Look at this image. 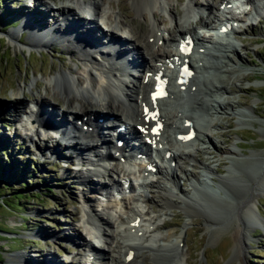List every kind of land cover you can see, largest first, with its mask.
<instances>
[{
  "label": "rangeland",
  "instance_id": "1",
  "mask_svg": "<svg viewBox=\"0 0 264 264\" xmlns=\"http://www.w3.org/2000/svg\"><path fill=\"white\" fill-rule=\"evenodd\" d=\"M42 1L45 5L42 3L39 7L44 8L45 13L50 12V18H55V15H57L56 18L60 17L61 13L57 11L60 5L71 6L64 14L66 15L64 18L69 19L63 20L61 16V23L52 20L53 30L51 31L50 28L52 24H48L49 29L45 31L46 29L42 30L39 19L36 18L35 13L32 14L24 0H0V151L6 152L5 155L0 156L3 158L1 160L7 159L6 156L10 157L13 164L26 160L28 165L24 166V175L27 177L28 172L34 173L28 180L29 187H33V190L28 189L22 192L30 194V198L26 195L23 209L11 214L0 212V220L2 219V223L9 231H0V264H39L40 262L44 264L49 262V259V263L53 262V264L55 261L66 264L68 260L72 264L78 263L79 258L74 254L77 251L75 248H81L76 245L80 240L77 235L80 232L82 236L88 238L87 228L78 225V219L85 216L82 205L85 202L84 204L92 206L93 209L100 205V201H96V195H93L95 192L92 191L93 188L78 177V175L90 174L86 160L80 161L83 164L81 171L80 164L71 161L66 155L68 150L64 149V153L52 139L31 141L29 137H25L26 127L21 120L22 117H16L17 112L26 114L31 102L36 99L46 101L40 104L42 105L40 110L44 105H51L50 103H67L59 90L55 88L54 82L53 86H50V77L55 73L62 70L71 73L74 78L81 79L85 76L82 67L86 61L79 63V60L83 58L80 53L84 54V52L82 48H79V42L74 41L72 29L69 28V25L81 24L78 21V9L74 3L76 1ZM48 1L49 3H46ZM96 1L99 5L101 2L108 3L113 12L122 14L125 23L130 21L127 24L141 29L142 39L148 44L150 42L146 34L152 22L160 24L163 30L165 27L173 30L175 19H172L171 14L174 12H170L169 6H175L174 9L180 12V16L185 13L181 20H186L188 24H192L195 19L191 6H188L191 0H155L153 2L156 8L153 7L152 13L144 11L140 13L141 16L133 10L132 0ZM194 1L199 8L207 3L205 0ZM217 1L208 0V3L213 5ZM51 5L56 7L52 9ZM24 21H27L28 28L26 26L21 28ZM49 21L50 19L47 18L45 22L49 23ZM251 21L252 26H246L244 31L231 34L232 43L236 47L234 52H228L229 57L221 59V64L225 65L222 70L208 69L203 73L204 82L215 80L216 85L226 90L222 94L218 91L213 95L216 101L221 102L224 109H219L220 111L216 114L213 111L214 113L209 117L215 122L212 131L208 130L210 142L205 140L197 142L202 150L198 157L209 162L213 167V174L207 173L209 177H203L211 187L199 188L198 195L203 198V201H206L204 198L213 200L214 203L209 205L206 211L215 219L212 223L206 222L203 217L206 214L204 209L201 210L202 213L200 211L188 216L183 208L178 206L169 208L166 215H160L161 212H158L159 217L155 218L156 222L162 223L158 233L166 232L167 228L177 233L184 231L185 244L182 250L186 252L187 261L184 257L186 263L183 262V264H264V228L257 225L250 226L247 237L243 240L242 249L237 254L238 257L235 255L238 248L235 230L238 226L243 227V224L238 222L242 215L238 210L241 206L240 202L245 197H250V207L256 212L259 211L260 216L264 218V8L263 13ZM62 24L66 30H63ZM60 28L61 33L57 34L56 30ZM16 29L19 31H14ZM90 31L93 32V30ZM40 34L41 37L38 40ZM43 34H45L44 37ZM48 38L51 40L49 44L37 43ZM65 46L70 47L72 51H67L68 47ZM162 48H169V44ZM140 55L142 56L141 53ZM94 56L97 58V55ZM88 68L94 74L92 67ZM226 68L227 70L224 71ZM20 86L23 90L21 100L17 103L11 93ZM75 99L71 100L75 101ZM76 102L77 99L71 103V108L75 107ZM45 111L48 110L45 109ZM50 115L53 116L52 113ZM9 117H15L16 121L8 119ZM66 117V115L63 116V120ZM201 125H206L205 119L202 120ZM226 147L233 148L237 154L220 157L218 149ZM70 162L72 164H69ZM228 169L232 170V177L226 183L227 188H222L223 190L220 191L216 189L212 181L218 180L221 175H228ZM4 173L8 176V171ZM184 177L182 175L179 180L182 186L180 190L188 191L186 193L188 196L192 195L195 187H188ZM90 178L96 179L97 176L90 175ZM22 181L21 179L11 182L14 185L13 188L19 187ZM96 183L99 186L100 183ZM123 185L125 186V183ZM45 188L53 189L54 192L46 193L43 191ZM40 191L44 193L42 199L34 200L32 192ZM190 204L193 205V203ZM106 209L105 211L110 214ZM92 211L93 213H87L86 216L101 213L107 215L104 210ZM245 214L246 212H243V216ZM85 224L88 225L86 221ZM82 258H85L84 255ZM147 262L150 263V259Z\"/></svg>",
  "mask_w": 264,
  "mask_h": 264
},
{
  "label": "bare ground",
  "instance_id": "2",
  "mask_svg": "<svg viewBox=\"0 0 264 264\" xmlns=\"http://www.w3.org/2000/svg\"><path fill=\"white\" fill-rule=\"evenodd\" d=\"M69 1H71V0H69ZM75 1H76V2H74L75 7L79 8L80 10L84 9V12L87 13L86 3L83 0H75ZM153 1H155V0H132L131 5L133 7V10H135V13H141L144 11H147V12L150 11V13H152L153 7H155V2H153ZM205 1H207V3H206L207 9L209 11H212V9L214 7L210 3H208V0H205ZM248 1L250 3L253 2L252 0H248ZM30 2H31V4L37 2L38 7L42 6V2L40 0H36V1L30 0ZM91 3L94 4L96 9L98 8V6H99L98 1L91 0ZM190 3L191 4H189L188 6H191L190 7V8H192L191 12H195V8H198L199 5L196 4V1H194V0H191ZM158 5H160V4H158ZM165 5H166V3H165ZM60 6L61 7H59V9H57V11H59V13H61L60 17H58V18H56V17L50 18V12H48V13H45V11L42 12L41 18L39 19V23L43 27L42 30L46 29L45 31H47L49 29L48 28L49 26H47V25L48 24L51 25L53 23L52 20L53 21L57 20V22L59 21V23H61V21H60L61 16L63 17V20L69 19L67 17L64 18V16H66L64 14L66 12H68V8L71 6H67V5H60ZM125 6H127V5H125ZM174 7L175 6H172V7L169 6V8H168L171 13L174 12L171 15L173 17L172 19H175V26L173 27V30L167 32L168 36H170V41H174L176 36L178 37L179 35H185L188 32L189 27L191 26L190 23L188 24L186 20H184V21H183V19L181 20V17H184L186 14L183 13V16H180V12L178 13L177 10L174 9ZM229 9H231V7L227 6V10H229ZM244 9H245V7L244 8L238 7L239 13H243ZM187 10H188V8H187ZM49 11H50V9H49ZM129 12H130V10H129ZM102 13H105L104 9H103ZM102 17H103V20L105 21V24L107 26L113 27V29L116 27L125 26V24H124L125 22L122 21L123 19L119 20L118 15L116 16L115 20L114 19L113 20L108 19L106 17V15H104V14H102ZM47 18L50 19L49 23L45 22ZM165 18H167V17H165ZM151 19H152V17H151ZM235 19H236L235 17L231 18V20H235ZM78 21H80L81 24L77 23L76 25H73V26L69 25V28L72 29L74 41L79 42L78 43L79 48H82V51L84 52V54L83 53H80V54L83 56L82 59L87 61V63L84 62L85 64L82 67L84 69L83 72H85V74H84L85 76H82L81 79H79V77L74 78L71 75V73L64 72L61 70V71L55 73V75H53L52 77H50V80H49L50 86H53V82H54L55 88L57 90H59L63 99H65L67 101V103H65V102L62 103V104H64V103L67 104L68 106H66V107H69L72 102L76 101V99L78 101V103L76 102L78 105H75L76 106L75 109L77 108V110H80V111L82 110L83 112L87 111V109H86L87 106L91 105L94 107L96 105L99 106L100 104L101 105L107 104L111 107H114L116 110H118L119 116H121L122 120L125 119L127 121H133V120L140 121L141 118L143 117L141 105L143 104V102H145L147 100L148 91L150 90L151 78L147 77L148 75H146V77L139 80L137 84L132 82V85H130V88H129L130 94L129 95L123 94L122 82L126 80L124 77V74L126 72L125 68H123V67L118 68L117 66H115V64H112L111 60L108 59V56L110 55V53H108V51L106 50L107 46L101 40L102 38H99L101 36L96 35L97 32L100 31V29L97 26V23H93L95 21H89V23H90V24H88V30L89 31H87V30H84V27L87 25H82V24H85V22L82 20V18L79 17ZM159 21H160V19H159ZM26 22L27 21H24V23L21 25V28H23L24 26H26V28H28V26L26 25ZM128 22L130 23V21H128ZM127 23H126V25L131 28L129 30L133 33V43L135 45V51H137V53L134 52L135 54L133 56V59L136 57L137 63H141V65L143 64L142 66H144V65L148 66L149 63L155 62L156 66L161 68L164 64L160 61V58L165 59V58H168L167 57L168 55H171V56L178 55L177 53H179V51L175 47H174L175 53L174 52L168 53L166 51L160 50V48L156 45V43L159 40L164 39V37L162 38L161 32L159 31L160 29L157 28L159 25L157 22H155V21L152 22L150 24V27H149L150 29H148L149 30L148 33L147 34L145 33L146 36L148 37V39H151L149 44H148V42H145L144 40H142L143 35L140 32L141 29H138L135 26L132 27V26H130V24H127ZM132 23L134 24L133 21H132ZM137 23H138V21H137ZM53 24L50 26L51 31L53 30V28H52ZM122 24H124V25H122ZM167 25L169 26V24H167ZM170 26H171V24H170ZM62 27L64 28L63 30H66V28L64 27L63 24H62ZM61 28L56 30L57 34L61 33ZM98 29H99V31H98ZM17 30L19 31V29H16L14 31H17ZM90 30H93V32H91ZM92 33H94L96 35L95 38H93L94 36L92 35ZM189 33H191V31ZM145 34H144V36H145ZM44 36H45V34H43V37ZM40 37H41V34H40L38 40H40ZM173 37H174V39H173ZM50 41L51 40L48 38L47 40L43 39L41 41H38L37 43L49 44ZM88 41L90 43L87 44ZM92 42H93V44L97 43L96 47H97V49L100 50L99 54H97V58H94L95 54H93L97 49H95L93 51V50H89L87 48V46L91 45ZM143 42H144V44H143ZM165 42H166V39H165ZM208 43H211L212 45H214V42H212V41H209ZM202 44H203V42L199 41V42H197L196 45L197 46L201 45V47H205V48L210 47L208 45H202ZM224 44L222 45V47H224V48L233 46L229 42H224ZM65 47H68V46H65ZM68 50H71V48L68 47L67 51ZM205 50H206V52H202L203 54L200 53V51H196V52H198L200 55H204L203 57H205V58L201 59L202 62H204V64L210 63V66H207V67L205 65L201 66L200 71L198 72V76H196L194 79H192V81L188 85V87L190 89H193L194 86L195 87L198 86L197 90L200 93L206 92V90L208 88L207 84H203L204 83V74H203V70H201L202 67H205V72H207L208 69H212L214 71L219 70V69L222 70V68L225 66V65H222L220 62L221 59L224 58L221 48H219V50L222 52L220 56L219 55H217V56L211 55L210 52H208L210 49H208V50L205 49ZM227 50H230V49L228 48ZM103 51L108 53V56H104ZM140 53L142 54V56L140 55ZM208 56H213L212 58L214 61L213 62L208 61ZM191 58H192V55L189 56L190 60H191ZM173 62H175V61H173ZM80 63H83V61H81ZM108 64L111 67H109ZM125 65H127V64H125ZM136 65H139V64H136ZM153 65H154V63H153ZM88 67H90V68L92 67V69H94V74L91 71H85ZM116 69H119L121 72L116 71ZM225 70H227V68L224 69V71ZM170 71L172 73L178 72L175 69H172ZM80 80H82L81 83H80ZM211 83H212L211 85L213 88H215L217 91H220V94H222L223 92H226V90H224V88H222V87L220 88L218 85L214 84L213 82H211ZM202 85L204 86V88L202 87ZM183 87L186 88V86H183ZM22 88L23 87L20 86L17 90H15L11 93L14 96L15 101L17 103H19L21 100L20 96L22 94V90H23ZM185 88L182 89V88H180L179 85L176 87L175 85H173V83L171 81L169 82V89H171L170 94H169L168 98L163 100V102L161 103V105H162L161 117L163 118V120L165 122V127L169 128V129L179 128V125H181V124L184 125V122L186 119L189 120L190 118H198L197 117L198 112L201 109V107L199 105L200 102L207 101L206 94H202L201 96L199 94V97L197 94L192 95L191 98H192V101L194 103L191 104L192 106H191V109H189L190 110L189 113L186 114L184 111H182L181 112L182 115L179 117L180 120L179 121L176 120L177 124L173 125V123L170 122L169 120L171 118L177 117V115L179 114V111H180V107H181L179 105L178 106H174V105H177L180 102H183V104L189 102V101H184V99L187 96V95L182 94L183 92H185ZM55 96H54V98H55ZM44 97H46V96H44ZM74 98H76L75 101L71 100ZM41 100H43V99H41ZM60 100H62V99H60ZM214 102H215V104L213 105L212 108H213L215 113L219 109H224V106L221 104L220 101L214 100ZM190 103H191V101H190ZM50 106H51L53 111H56L55 105L52 106V104L49 106L44 105L42 110L37 108L39 113L36 110L33 111L30 109V112H28L26 116L30 119L33 118V120H31L32 129L33 128L35 129L36 121L41 120L44 122L43 116L41 114H43V113L54 114L53 111L51 109H49ZM45 109H47L48 111H45ZM208 114H206V115H208ZM34 115H35V117H33ZM65 115L67 116L68 113L65 112L61 116V120H60L61 129H63V126L66 122L65 120H63V116H65ZM88 119L89 118H87V120ZM183 119H184V121H183ZM204 119L206 120V125H201L199 123V119H197L196 123H194L197 125V126L195 125L196 126V132L198 134H200L199 140H201L202 142L204 140L207 142H210V137L208 136V132H209L208 130L212 131L213 127L215 126V122L212 119H210L208 116H205V115L202 118V120H204ZM179 123H181V124H179ZM91 127L94 128L95 130H98V128L100 127V123L93 124ZM62 131H64V130H62ZM68 131H69L68 132V134H69L73 131L75 132L76 130H74V127H73V129H70ZM180 131H181V129L179 131L175 130L174 133H176V134L181 133ZM35 132L37 134L39 133L38 128L35 130ZM87 133H90V132H87ZM91 133H94V132L91 131ZM118 133L116 134L117 138L124 135L122 133H119V134ZM91 137H92V135L87 136V138L89 140ZM156 138H157V141H156L157 144L161 143L163 146L171 147V149L174 151V157L176 159H179V161L183 160V162L187 161L186 163H188L193 168L192 170H188V169H186L185 166L183 167L180 164L178 165V168L180 169L182 174L186 173L187 175H190L192 179H194L195 184H196L194 186L195 188H193L194 191H193L192 195H189V196L187 195V198H185V194H183L182 199L177 194H175L173 192V190L167 186V184L172 185V187L175 190L177 189L176 191L180 190L178 188L177 183H176L178 181V177L176 175L177 168L176 167L172 168L170 165H166V167H167L166 170L165 171L161 170L163 175L164 174L168 175V178L165 179L166 182L153 181V179L150 178V176H153L152 174L151 175H142L141 178L146 180V182H148V183L144 184V186H146L148 188H154L155 189L151 192V195L150 194L146 195V193H142V194L137 195L136 193L133 194V193H130V191H128V193H127L129 195L128 198L116 199V200H107L106 201L109 204V206H113L114 208H117V210H118V211L115 210L116 213L114 214V216H115L114 222L111 221V217L109 216V213H107L106 211H104V212H106L107 215L105 213L95 214V215H91V216L89 215L90 216L89 220H87V219L85 220L88 223V225L90 226V227H87V234L91 235L92 238H94L95 236L105 235L109 239V241L105 240V244H104V246L107 250L105 253L107 255L105 256V253L102 254L103 260L105 259V257H107L109 259L107 264H183V262H184L183 258L184 257L186 258V256H185L186 252H183V250H182L183 249L182 247L185 244L184 243V241H185L184 231H180V232L178 231L179 233H177V232H174L173 230H170L166 227L167 228V230L165 229L166 232L158 233L157 231H159V229L162 228V226H158V228L156 230L149 232L148 231V229H149L148 225L151 224L152 219H154V216L152 214L154 211L153 210L148 211L145 209V205L147 203L150 205H154L157 208V210L159 212H161L160 215H166L167 210L169 208H171L173 206H178V207H182L184 212L188 216H190L191 214H194V213H198L204 209L206 214L203 215V217L206 220V222L212 223L213 219H215V217H213V215L207 213V211H206V209H208L209 205H212L214 203L213 200L209 199V198H204V199H206V201L205 200L203 201V198H200V196L198 195L199 188L211 187V186H209V184L205 181V179L203 177L207 176V178H208L209 176L207 175V173L213 174V167H211L210 163L209 162L207 163L206 161H204L203 159L198 157V154L201 153V151H202L200 146L197 145L198 146L197 147L195 144V141L194 142L193 141L184 142L183 140H180V141L178 140L179 142L174 141L173 137H170L166 133H162L160 136L157 135ZM64 139L70 140V141L67 143H64V144H61V142L57 141L55 138L52 139V141L54 142V144L57 147H60V148H63L64 146H68L70 148L73 147V149H83V150L87 151V149L90 150L89 148H91V150H92V148L94 147V145H92V146L91 145L79 146V143L77 142V140L72 138L71 136L67 137V138L64 137ZM105 139H106V136H103L101 138L102 141H105ZM174 139H176V136L174 137ZM182 139H185V138H182ZM167 150H169V149H167ZM118 151L121 152L122 150H118ZM144 151H146V154H148L147 149H145ZM126 152L127 151H123V153H126ZM218 152H219L220 157H222L224 155L229 156L231 154H233V155L237 154V151L235 152V150L233 148H227V147L224 149H221V150L218 149ZM93 153L94 152H92V155H95V156H103V155H104V157L107 156L104 153H99V152H96L95 154H93ZM88 154L89 153H87V156H90ZM164 162H168V161H164ZM186 163H184V165ZM121 170L123 171L124 174L129 176L128 174L130 173V169H129L128 165H123L121 167ZM200 170H202V171L204 170L205 171V172L203 171L204 174H200ZM227 172H228V175H224V176L221 175V177L218 180L215 179L212 181V184L214 182L215 187H217L216 189L221 191V190H223L222 188H227L226 183L232 177V175H231L232 170L228 169ZM109 174L112 175V173L110 171H109ZM101 176H103V175H101ZM78 177L82 178L81 181L84 182L85 184L87 183L91 187H94L93 182H90L92 180L89 179V181L86 182V179L88 177L90 178V176L78 175ZM110 178H111V180L113 179L111 176H110ZM106 182L107 181L103 180V182L101 183L103 185L99 186V187H101L100 191L105 192V189L102 187H104V185L108 184ZM114 182H116V181H114ZM125 185H126V183H125ZM97 187L98 186L94 187V189H96ZM211 189H213V188H211ZM106 191H109V190H106ZM118 193H120V192H114L113 195L118 194ZM219 194H221V193H219ZM190 196L193 197L194 200H192V198ZM247 197H245V199L243 201H241V202L239 201L241 203V206L238 207V210L241 211L242 215L240 214L241 216H240L238 222L242 223L243 227L238 226L237 229L235 230L236 246L238 247V248H236L237 252L235 255L240 253V251L242 249L243 240L246 239V237H247L246 234H247V231H249L250 226L257 225V226L264 228V218H262L260 216L259 211L256 212L254 209H252V207H250L249 202L251 201V198L248 197V199H247ZM177 198H179V199H177ZM188 198H189V200L193 201V205H191L188 202ZM195 204H196V206H195ZM243 212H246V214L244 216H243ZM201 213H202V211H201ZM200 215H202V214H200ZM137 217H141L140 223H139L140 225L138 227L135 226L137 223H133V225H132V222H135ZM109 232H110V234H109ZM140 232H141V234H140ZM100 242H101V240H100ZM102 250L105 251V249H102ZM130 250L133 251V255H132V252L130 253ZM97 253H98L97 255H100L99 254L100 251H97ZM131 256H132V258L129 260L128 258ZM237 257H238V255H237ZM97 259H100V256H97ZM149 259H150V263L147 262V260L149 261ZM186 261H187V258H186ZM49 262H50V259H49ZM49 262L47 261L45 264H53V262H51V263H49ZM184 263H186V262H184Z\"/></svg>",
  "mask_w": 264,
  "mask_h": 264
},
{
  "label": "trees",
  "instance_id": "3",
  "mask_svg": "<svg viewBox=\"0 0 264 264\" xmlns=\"http://www.w3.org/2000/svg\"><path fill=\"white\" fill-rule=\"evenodd\" d=\"M1 154H6L5 150H2ZM7 159H3L0 156V212L4 213H14L18 212L23 209V205L25 204L24 200L27 198H30V194H24L23 191H27L28 189L33 190V187H29V177H31L34 173L28 172L27 177L24 175V166L28 165L26 163V160L23 162L18 161V164H13L11 162L10 157L6 156ZM8 171V176H5L4 172ZM25 178V179H24ZM23 180L20 183L19 187L13 188L14 185L11 183L13 181H19ZM32 184V183H31ZM9 190V191H8ZM13 190V191H11ZM46 193H53L54 190L50 188L43 189ZM34 194V200L40 201L42 199V196L44 193L42 191L40 192H32ZM29 196V197H28ZM2 214V215H3ZM2 220V219H1ZM0 220V231H6L9 232L8 229H6L5 225ZM1 237V236H0ZM17 240V239H15ZM1 260V259H0Z\"/></svg>",
  "mask_w": 264,
  "mask_h": 264
}]
</instances>
